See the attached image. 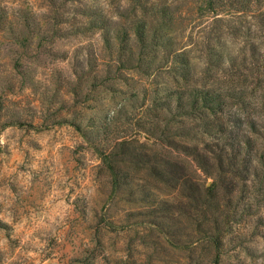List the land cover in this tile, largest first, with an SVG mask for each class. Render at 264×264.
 I'll use <instances>...</instances> for the list:
<instances>
[{
    "label": "rangeland",
    "instance_id": "374dc122",
    "mask_svg": "<svg viewBox=\"0 0 264 264\" xmlns=\"http://www.w3.org/2000/svg\"><path fill=\"white\" fill-rule=\"evenodd\" d=\"M207 2L0 0V264H264L254 188L226 176L208 196L216 171L181 149L200 141L170 143L182 118L154 103L194 83L223 92L264 58V0ZM138 29L156 45L120 43ZM247 89L237 112L264 115V81Z\"/></svg>",
    "mask_w": 264,
    "mask_h": 264
},
{
    "label": "trees",
    "instance_id": "16d2710c",
    "mask_svg": "<svg viewBox=\"0 0 264 264\" xmlns=\"http://www.w3.org/2000/svg\"><path fill=\"white\" fill-rule=\"evenodd\" d=\"M141 0H129V2H140ZM206 8L213 9L217 0H207ZM168 6L159 7V18H165L169 13ZM105 28L103 21L92 20L89 28ZM109 33V32H104ZM146 29H138L133 36V40L125 35L120 40V43H127L133 41L141 48L154 47L156 45V33L147 36ZM111 38L114 35H110ZM117 36V35H115ZM114 36V37H115ZM149 40H152L153 44H149ZM132 42V45H133ZM130 45V42H129ZM180 56H183L182 54ZM252 64L247 66L242 61L244 71L237 70L236 76L239 81H236V86L233 85L235 79L231 82V88H226L224 91L219 92L222 89V85L219 87H207L199 88L193 84H189L187 88H183L174 92H169L165 95L164 99L155 100L156 107L167 111L169 114L175 112V115H171L168 121H173L178 117L181 124V134L177 135L176 131H173L169 135L170 143L175 142L179 145L177 138L180 140L190 139V141H200V148L197 145H181V149L186 153V156L192 157V160L196 167L203 172L206 177H211L212 171H216L215 176H212L214 180L205 188V192L208 196L215 195L217 189H219V178L222 179V183L228 176L230 183L240 184V191L245 188V184L254 188V196L257 205L260 202L264 203V127L260 126V120H263L264 115L261 110L252 109L248 113H241L245 110L243 97L247 94V87H255L257 84L264 81V73L261 75V71H264V58L263 54L253 55ZM213 66V64H211ZM246 68V69H245ZM247 71V72H246ZM180 77L176 76L175 81H184L188 79L189 73L185 68L178 71ZM180 78V79H179ZM248 83V84H247ZM253 85V86H252ZM219 92V93H218ZM236 100L235 106L231 107L226 103L227 99ZM237 110H240L237 112ZM247 112V111H246ZM157 116V115H156ZM160 119V118H159ZM185 119V120H184ZM196 121L197 124H188L186 126V120ZM161 120V119H160ZM158 121V120H157ZM168 122V124L170 123ZM157 127L154 129L144 131L145 135L149 138L155 139ZM259 140L261 147L256 149L255 145ZM172 141V142H171ZM125 140L119 142L118 145H124ZM151 144V143H150ZM112 154H101L104 164L110 170L111 175L114 178V184H116L117 174L114 172L112 166ZM155 173V176L160 178L163 174L159 168L151 166ZM180 178L185 179L184 175L178 170H174ZM217 174V175H216ZM216 177V179H215ZM161 179V178H160ZM223 185V184H222ZM246 185V187H247ZM232 186V185H231ZM222 188V187H221ZM220 188V189H221ZM224 188V187H223ZM228 219V217H227ZM227 222V221H226ZM228 225V224H227ZM209 241H213L214 247L218 252L222 246L221 234L208 238ZM220 260V254L214 258V264H218Z\"/></svg>",
    "mask_w": 264,
    "mask_h": 264
},
{
    "label": "water",
    "instance_id": "95a60500",
    "mask_svg": "<svg viewBox=\"0 0 264 264\" xmlns=\"http://www.w3.org/2000/svg\"><path fill=\"white\" fill-rule=\"evenodd\" d=\"M146 138V137H145ZM148 139V138H147Z\"/></svg>",
    "mask_w": 264,
    "mask_h": 264
}]
</instances>
